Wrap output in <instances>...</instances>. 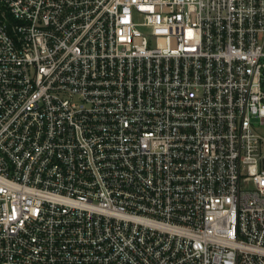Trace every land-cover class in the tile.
<instances>
[{
  "label": "built area",
  "instance_id": "obj_1",
  "mask_svg": "<svg viewBox=\"0 0 264 264\" xmlns=\"http://www.w3.org/2000/svg\"><path fill=\"white\" fill-rule=\"evenodd\" d=\"M0 264H264V0H0Z\"/></svg>",
  "mask_w": 264,
  "mask_h": 264
}]
</instances>
